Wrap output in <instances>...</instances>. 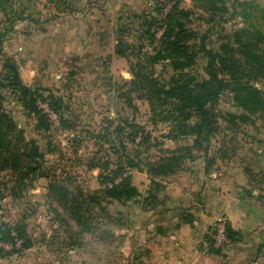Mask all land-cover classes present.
Instances as JSON below:
<instances>
[{"label": "rangeland", "instance_id": "rangeland-1", "mask_svg": "<svg viewBox=\"0 0 264 264\" xmlns=\"http://www.w3.org/2000/svg\"><path fill=\"white\" fill-rule=\"evenodd\" d=\"M170 1L0 0V93L5 97L4 110L15 124L9 138L12 147L20 146L24 152H30L33 144L39 147V158L23 157V172H28L29 163L39 162L37 170L23 181L15 169L0 167V226H24L32 241L29 248L21 243L7 248V253L0 255V264H138V260L145 264L142 258L148 251L143 247L138 251L135 243L140 238L137 225L146 227L155 222L157 213L171 208V188L167 189L164 182L152 207L133 199L102 198V169L90 164H102L106 172L120 180L121 174L115 171L121 155L134 154L137 143L117 131L120 124L128 132L131 122L145 127L150 138L142 151L144 157L149 156V164L166 153L163 149L194 144L196 136L189 128L200 121L199 111H189L187 124L191 126L177 135L183 116L175 117V105L153 109L147 99L138 98L130 85L138 51H153L161 46V31H157L160 26L153 18L159 9L165 13ZM180 1L182 7L192 11L187 25L192 35L187 43L197 52L194 64L186 71L199 81L208 78V59L201 51V43L218 53L233 47L235 56L242 57L246 65L241 76V84L248 86L244 90L251 92L250 86L260 90L263 103L251 112L236 101L232 89L223 92L208 105L216 127L208 154L195 148L182 169L157 178L168 182L179 178L189 183L198 175L203 159L217 157L245 158L252 170H258L261 166L257 149L264 146V72L247 69L248 60L232 36L236 31L248 30L251 43L256 44L249 50L256 49L264 66V0H226L224 14H212L210 7L192 0ZM148 26L156 33L152 40L143 34V28ZM118 41L126 43L123 48L128 55L116 53ZM7 59L17 63L23 83L43 95L38 103L47 114L49 129L39 125L38 115L3 79ZM163 67V77L169 80L175 71L169 62L160 63L157 70ZM220 76L230 79L227 74ZM51 94L63 100L59 112L48 106ZM243 114L248 119H243ZM250 149L253 156L249 158ZM144 168V172L131 169L127 174L142 196H147L151 180L148 167ZM95 193L101 198L91 202ZM218 221L207 227L200 243L207 253L213 252L206 235L214 231ZM241 240L227 242L218 254L226 264L240 253ZM260 253L264 250L256 252L257 259ZM252 264L264 262L256 260Z\"/></svg>", "mask_w": 264, "mask_h": 264}, {"label": "trees", "instance_id": "trees-1", "mask_svg": "<svg viewBox=\"0 0 264 264\" xmlns=\"http://www.w3.org/2000/svg\"><path fill=\"white\" fill-rule=\"evenodd\" d=\"M192 2L210 7L208 10L212 14H216L217 12L224 14L227 12L226 0H192ZM191 15L192 11L182 7L180 0H171L165 13L161 9L158 10L156 19L153 18V20L160 26L157 31H161L159 37L161 46L155 48L153 51H144L143 49L138 51V62L131 68L134 77L130 81V85L133 91L137 93L138 98L147 99L153 109L166 107L168 104L175 105V117L183 116V125L179 126L180 130L177 132V135H179V132L180 134L185 133L186 129L191 126L187 124V121L191 117L189 111L191 109L199 111L201 113L200 121L189 128V131H193V134L196 136L194 144L190 147L178 146L171 150L168 148L166 150L163 149L166 153L157 156V162L149 164V156H147L148 158L144 157L142 151V147L148 143L150 138L145 127L142 124L131 122L128 125L131 131L128 132L126 127L120 124L117 127V131L119 133H126V138H130L132 142L137 143L134 154L125 152V154L121 155L118 169L115 171L121 174L119 181L115 180L109 172H106L102 164L96 162L90 164L91 167H100L102 169L99 175L100 183L104 186L101 190L102 198L122 201L133 199L137 203L139 202V204L143 201L146 206L152 207L154 201L159 198L160 192L165 187L164 182L157 177L168 176L182 169L185 159L193 157L192 150L195 148H201L205 154H208L210 150V138L216 129L208 109L210 103L215 102L228 89H232L235 92L236 101L248 111H256L257 107L263 103L260 90L254 86L249 87L251 92L244 90L247 85L241 84V76L244 75L243 72H246V65L242 57L235 56V53H233L235 52V48L233 47H228L227 51L218 53L206 48L205 44L201 43V51L208 59L205 69L208 78L199 81L192 73L186 71L187 68L194 64L197 55V52L187 43L192 35L191 31L187 29ZM151 30V26L143 28V34L150 40L154 39L153 37L156 34ZM250 36L251 34L248 30L236 31L232 36V41L238 45V48H241L243 55L247 58V69L252 68V72L258 70L264 72L260 54L256 52V49L249 50L250 46L256 45L251 43ZM125 45L126 43H123V41H118L116 46V53L118 55H128L127 49L123 48ZM162 62H169L175 71V74L169 80L163 77V74L166 72L165 67L162 70H157V65ZM4 68L7 73L3 79L8 83V86L12 87L19 94L21 101L26 107L38 115L39 125L45 129H49L50 125L47 121V114L43 112L38 103L39 99L44 98L43 95L23 83L16 62L7 59ZM221 74L229 75L230 79H226L225 76L221 77ZM253 75L257 76L256 73ZM49 98V108L59 112L63 100L52 94ZM127 99L130 101L131 97L128 96ZM4 100V94L0 93V167L15 169L19 173L18 179L23 181L26 176L30 175V172L36 171L39 165L38 161L35 164L29 163L28 172H23V157L29 155L33 159L39 158V147L33 144L30 152H24L22 147L14 144L12 147L9 135L14 133L15 124L13 119L4 110ZM241 117L248 119L244 114ZM138 137H141V140H138ZM120 145L125 149L127 148L124 142H120ZM7 148L9 150L6 152L5 149ZM112 149L115 152L118 151L116 146ZM40 155L41 157L44 156L43 154ZM144 166L148 167L147 172L151 180V187L147 196H142L132 176L127 174L131 169H138L140 172H144ZM100 198L95 193L91 195L90 200L91 202H96ZM181 217L183 222L193 225L198 221L196 213L189 209L183 210ZM77 218L81 220V215L77 214ZM226 231L228 243L242 239L241 231L235 230L228 221ZM206 239L209 242V250L211 252L216 254L222 252V248L215 246L213 232L210 235H206ZM18 240H21V245L24 248H29L32 245L31 238L24 226L17 225L13 228L6 223L0 226V242L16 244ZM5 253H7V250L0 246V255Z\"/></svg>", "mask_w": 264, "mask_h": 264}, {"label": "crops", "instance_id": "crops-1", "mask_svg": "<svg viewBox=\"0 0 264 264\" xmlns=\"http://www.w3.org/2000/svg\"><path fill=\"white\" fill-rule=\"evenodd\" d=\"M257 151L258 170H252L245 158L217 157L203 159L198 175L189 183L179 178L163 181L172 190L171 208L157 213L155 222L146 227L137 225V250L143 247L148 251L142 258L144 263L226 264L221 255L207 253L200 245L207 227L221 218L243 235L238 244L240 253L234 254L231 264L263 263L264 253L257 259L256 252L264 250V146ZM249 155L253 156V149ZM253 171L260 174L252 175ZM191 207L198 217L195 225L183 222L181 217L183 210ZM138 264L142 263L138 260Z\"/></svg>", "mask_w": 264, "mask_h": 264}, {"label": "built area", "instance_id": "built-area-1", "mask_svg": "<svg viewBox=\"0 0 264 264\" xmlns=\"http://www.w3.org/2000/svg\"><path fill=\"white\" fill-rule=\"evenodd\" d=\"M167 10H168V7L167 9H165V12ZM226 224H227V220L225 218H221L214 228V231H213L214 243H215V246L218 248H223L225 244H227L228 242ZM20 243H21V240H18L16 244H20ZM0 246L7 249V248L12 247L13 244L9 242H0Z\"/></svg>", "mask_w": 264, "mask_h": 264}]
</instances>
